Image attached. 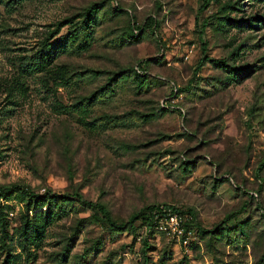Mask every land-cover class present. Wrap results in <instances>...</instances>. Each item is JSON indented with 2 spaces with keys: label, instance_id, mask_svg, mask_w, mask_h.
I'll list each match as a JSON object with an SVG mask.
<instances>
[{
  "label": "rangeland",
  "instance_id": "rangeland-1",
  "mask_svg": "<svg viewBox=\"0 0 264 264\" xmlns=\"http://www.w3.org/2000/svg\"><path fill=\"white\" fill-rule=\"evenodd\" d=\"M0 264H264V0H0Z\"/></svg>",
  "mask_w": 264,
  "mask_h": 264
},
{
  "label": "built area",
  "instance_id": "built-area-1",
  "mask_svg": "<svg viewBox=\"0 0 264 264\" xmlns=\"http://www.w3.org/2000/svg\"><path fill=\"white\" fill-rule=\"evenodd\" d=\"M134 69L139 72V70L135 66ZM175 93L176 88L173 85H169L168 95H173ZM168 98L169 96L160 101L162 107L172 108L171 106L166 105V99ZM175 109L180 108L176 107ZM153 219L155 223L154 227L157 231L165 233L171 236L172 238L180 240L182 244L187 243L188 238L190 237L192 232V228L186 226L187 221L189 220V217L187 215L169 210L163 207L162 205H159L158 213L154 214Z\"/></svg>",
  "mask_w": 264,
  "mask_h": 264
},
{
  "label": "trees",
  "instance_id": "trees-1",
  "mask_svg": "<svg viewBox=\"0 0 264 264\" xmlns=\"http://www.w3.org/2000/svg\"><path fill=\"white\" fill-rule=\"evenodd\" d=\"M152 20V19H151ZM150 24H142L140 26H136L135 28L137 29V34H131V36L137 38L140 32L143 31V29L149 27ZM135 31V30H132ZM135 31V32H136ZM142 62V61H141ZM134 66L139 70V72L136 71V69H134ZM133 67H131V73L134 76L135 79H137L140 83H142L143 81H145L146 79V75L144 73L145 69H144V65L142 66L141 63H137L135 64ZM177 90V89H176ZM162 111H169L167 109H164V107H160L159 108ZM159 205H162L163 207L172 210V211H176V212H180L182 214H185L189 217V220L187 221L186 226L192 227L193 222H192V217L190 215V211H185L176 207H173L171 205H167L164 203H154V204H148L146 206H144L137 215H135L133 217V219L138 220L139 222L145 224L147 227H149V229H155V223H154V219L153 216L154 214L158 213V207Z\"/></svg>",
  "mask_w": 264,
  "mask_h": 264
}]
</instances>
